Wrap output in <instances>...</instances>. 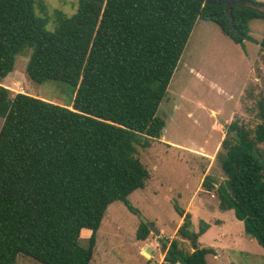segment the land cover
Masks as SVG:
<instances>
[{
    "label": "trees",
    "instance_id": "16d2710c",
    "mask_svg": "<svg viewBox=\"0 0 264 264\" xmlns=\"http://www.w3.org/2000/svg\"><path fill=\"white\" fill-rule=\"evenodd\" d=\"M254 0H78L67 16L49 17L37 0H0V81L15 59L31 50L26 77L74 88L69 107L0 85V264L18 255L39 264H89L96 233L110 204L144 189L149 173L137 148L159 140L158 110L198 20L211 22L234 44L250 40L249 24L264 20ZM37 8L39 14L37 13ZM50 26V30L47 27ZM264 50V34L259 43ZM259 123H231L216 153L224 175L204 177L221 211L232 210L244 233L264 252V101ZM176 238L159 237L162 264H208L216 256L197 240L191 215ZM82 230L91 232L86 247ZM150 234L140 223L136 239ZM180 239H177V237ZM190 242L187 252L181 240Z\"/></svg>",
    "mask_w": 264,
    "mask_h": 264
},
{
    "label": "rangeland",
    "instance_id": "374dc122",
    "mask_svg": "<svg viewBox=\"0 0 264 264\" xmlns=\"http://www.w3.org/2000/svg\"><path fill=\"white\" fill-rule=\"evenodd\" d=\"M37 1L49 17L55 10L70 16L78 4V0ZM254 1L264 11V0ZM263 34L264 20L250 22V40L240 46L215 24L196 22L158 110V117L165 122L162 136L148 148H137V158L150 175L144 189L128 196L137 214L120 201L108 206L89 264H162L158 238L150 233L145 241H138L136 231L141 222L151 223L160 231L159 237L176 238L181 217L175 209L190 210L194 233L200 222L208 225L197 240L201 247L217 253L206 257L208 264H264L262 248L244 233L243 223L232 210L217 207L214 192L201 188L205 175L217 184L225 179L215 156L228 126L237 122L252 129L259 123L257 103L264 101V50L259 46ZM30 53L26 50L16 57L13 71L0 85L11 96L24 93L69 107L75 91L72 86L52 80L36 84L26 77ZM90 235L88 230L81 231V247H86ZM181 245L192 251L188 240H181ZM16 264L39 263L18 255Z\"/></svg>",
    "mask_w": 264,
    "mask_h": 264
},
{
    "label": "water",
    "instance_id": "95a60500",
    "mask_svg": "<svg viewBox=\"0 0 264 264\" xmlns=\"http://www.w3.org/2000/svg\"><path fill=\"white\" fill-rule=\"evenodd\" d=\"M227 126H225L226 128ZM148 230L150 231L151 234H153L154 236H156V238H159L160 236V232L158 229H156L151 223L147 224L146 225ZM143 255L146 257V258H149L150 255H148L147 253H143Z\"/></svg>",
    "mask_w": 264,
    "mask_h": 264
},
{
    "label": "crops",
    "instance_id": "0c3cea01",
    "mask_svg": "<svg viewBox=\"0 0 264 264\" xmlns=\"http://www.w3.org/2000/svg\"><path fill=\"white\" fill-rule=\"evenodd\" d=\"M205 176H207V175H205ZM149 178H150V175H149ZM148 180H149V179H148ZM148 180H147V181H148ZM146 183H147V182H146ZM145 186H146V185H145ZM144 188H145V187H144ZM208 193H209V192H208ZM212 197H213V196H212ZM217 203H218V201H217ZM201 205H204V204H201ZM217 207H218V204H217ZM188 211H189V212H188ZM188 211H185V212H188V213L191 215L190 210H188ZM207 213H208V212H207ZM219 222H220V221H219ZM181 223H182V219H180V221H179V224H180V225H181ZM217 223H218V222H217ZM220 223H221V222H220ZM159 232H160V231H159ZM206 233H207V232H206ZM206 233H205V234H206ZM205 234H204V235H205ZM198 245L201 247V243H198ZM215 252H216V251H215ZM216 256H217V253H216ZM216 256H215V257H216ZM213 257H214V256H213Z\"/></svg>",
    "mask_w": 264,
    "mask_h": 264
}]
</instances>
